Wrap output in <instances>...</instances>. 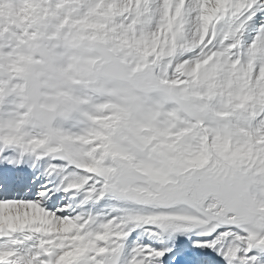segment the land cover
Segmentation results:
<instances>
[{
	"label": "snow or ice",
	"instance_id": "obj_1",
	"mask_svg": "<svg viewBox=\"0 0 264 264\" xmlns=\"http://www.w3.org/2000/svg\"><path fill=\"white\" fill-rule=\"evenodd\" d=\"M0 264H264V0H0Z\"/></svg>",
	"mask_w": 264,
	"mask_h": 264
}]
</instances>
